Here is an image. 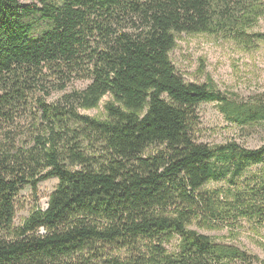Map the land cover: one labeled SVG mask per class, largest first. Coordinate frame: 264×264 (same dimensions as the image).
<instances>
[{
  "label": "trees",
  "instance_id": "obj_1",
  "mask_svg": "<svg viewBox=\"0 0 264 264\" xmlns=\"http://www.w3.org/2000/svg\"><path fill=\"white\" fill-rule=\"evenodd\" d=\"M31 1L0 0V264H264L191 229L235 213L264 224V145L193 138L199 105L248 125L264 101L186 83L170 59L182 34L264 42L249 32L264 0ZM106 97L105 120L80 113ZM254 167L261 177L240 182ZM50 179L47 209L16 227L20 191ZM222 181L229 196L206 189Z\"/></svg>",
  "mask_w": 264,
  "mask_h": 264
},
{
  "label": "rangeland",
  "instance_id": "obj_2",
  "mask_svg": "<svg viewBox=\"0 0 264 264\" xmlns=\"http://www.w3.org/2000/svg\"><path fill=\"white\" fill-rule=\"evenodd\" d=\"M31 4V0H21ZM250 33L264 34V16H261ZM170 59L177 74L186 83H212L228 99L237 103H255L264 101V42L245 46L225 33L177 35L176 47L170 53ZM88 83L77 82L70 88L82 90ZM62 94H55L49 101L60 99ZM110 97L104 98L99 107L80 113L97 120H105L106 105ZM199 123L193 131L197 144L209 146L237 143L254 150L264 145V122L241 125L226 120L217 103H204L198 106ZM30 120H23L15 128L19 141L25 140L30 127ZM23 140L21 145H23ZM159 147H151L145 155L154 154ZM262 172L256 167L250 169L241 179H258ZM59 181L50 179L38 185L36 194L31 187H24L15 202V226L20 227L36 210H46L51 194ZM208 190H218L229 196L232 191L228 182H213L206 186ZM191 229L209 236L219 243L235 245L264 261V224L256 219L241 218L237 213L226 220L216 222L211 227L195 223ZM178 239L172 241L167 249L175 252Z\"/></svg>",
  "mask_w": 264,
  "mask_h": 264
}]
</instances>
